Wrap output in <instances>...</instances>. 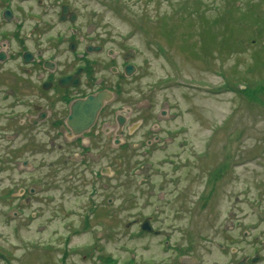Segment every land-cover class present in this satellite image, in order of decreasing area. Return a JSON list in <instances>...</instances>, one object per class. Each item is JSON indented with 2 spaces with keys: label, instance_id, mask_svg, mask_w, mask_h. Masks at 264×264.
I'll return each instance as SVG.
<instances>
[{
  "label": "rangeland",
  "instance_id": "374dc122",
  "mask_svg": "<svg viewBox=\"0 0 264 264\" xmlns=\"http://www.w3.org/2000/svg\"><path fill=\"white\" fill-rule=\"evenodd\" d=\"M60 1L119 51H133L136 72L120 98L145 115L165 111L160 128L151 122L136 138L147 130L148 140L165 142L124 154L105 211L82 212L86 196L54 187L55 154L27 148L46 137L0 141V264H236L255 256L264 264V0ZM255 86L262 89L250 99ZM25 189L35 196H22ZM148 218L163 234L133 224Z\"/></svg>",
  "mask_w": 264,
  "mask_h": 264
},
{
  "label": "flooded vegetation",
  "instance_id": "af4514ba",
  "mask_svg": "<svg viewBox=\"0 0 264 264\" xmlns=\"http://www.w3.org/2000/svg\"><path fill=\"white\" fill-rule=\"evenodd\" d=\"M79 21L77 12L60 0H0V141L15 142L20 134L46 137L47 143H23L55 154L51 165L58 173L59 180L53 181L57 191L86 196L82 212H104L111 202L102 203L107 193L119 191V182H111L119 175L124 154L151 150L165 142L158 136L148 140L151 132L147 130L136 139L137 133L154 121L152 128H160L158 117L167 113L145 115L133 102L120 98L124 81L136 72L133 52L119 51V42L113 46L112 39ZM126 66H131L130 76ZM97 96L101 106L93 122L86 129L80 119L71 126L72 107ZM11 132L15 138L9 136ZM134 142H139L137 147H132ZM23 162H27L24 167L31 164ZM64 180L67 185L63 186ZM26 194V198L35 196L25 189L22 196ZM95 200L100 202L89 207ZM148 219L154 230L151 235L163 234ZM135 224L140 228V220ZM181 238L191 252L193 235L186 230Z\"/></svg>",
  "mask_w": 264,
  "mask_h": 264
},
{
  "label": "water",
  "instance_id": "95a60500",
  "mask_svg": "<svg viewBox=\"0 0 264 264\" xmlns=\"http://www.w3.org/2000/svg\"><path fill=\"white\" fill-rule=\"evenodd\" d=\"M126 74L127 75L131 74V67L130 66H128L126 68ZM92 106H94L93 109H91ZM100 106H101L100 96L90 97L85 102L76 103L71 109L72 114L69 118L70 125L73 126V123L74 122L77 123L80 119L83 122L85 121V126H83L82 128L86 129L93 122L94 117L96 116V113L99 110ZM141 230L144 232H149V233L152 232V229H151V227L147 221H145L141 225ZM257 260H258V258H254L252 260V262L254 263ZM245 261H246V259L242 260L238 264H245Z\"/></svg>",
  "mask_w": 264,
  "mask_h": 264
},
{
  "label": "trees",
  "instance_id": "16d2710c",
  "mask_svg": "<svg viewBox=\"0 0 264 264\" xmlns=\"http://www.w3.org/2000/svg\"><path fill=\"white\" fill-rule=\"evenodd\" d=\"M238 7H236L235 9H236V11L235 10H233L234 12H238L239 13V11L241 12V10L240 9H237ZM229 12V11H228ZM231 12L229 13V14H225V15H221V19L220 20H218V23L220 24V23H223V22H225V21H230V18H231ZM171 18H173V17H171ZM239 19L238 20H241V21H244V19L246 18V14H244V15H242L241 17H238ZM236 23H242V22H239V21H235ZM226 27H228V26H226ZM173 32V30L172 29H170V31H169V33H172ZM168 33V34H169ZM220 38V37H219ZM222 41H224V43L226 42L225 41V39L223 40L222 38L220 39V42H222ZM220 45V44H219ZM220 47V46H219ZM229 49H231L232 47H228ZM261 89H262V87L261 86H255V87H253L252 89H250L251 90V94H252V98H250V99H255V95L259 92V91H261ZM103 261V263H106V264H109V263H112V261L111 260H109V259H107L106 260V262H104V260H102Z\"/></svg>",
  "mask_w": 264,
  "mask_h": 264
}]
</instances>
